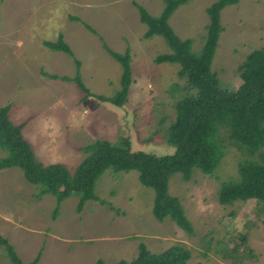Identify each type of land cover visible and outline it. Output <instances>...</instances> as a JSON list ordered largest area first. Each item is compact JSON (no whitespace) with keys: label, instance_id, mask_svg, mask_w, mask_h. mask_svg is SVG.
<instances>
[{"label":"rangeland","instance_id":"1","mask_svg":"<svg viewBox=\"0 0 264 264\" xmlns=\"http://www.w3.org/2000/svg\"><path fill=\"white\" fill-rule=\"evenodd\" d=\"M214 1L190 0L169 18L177 36L193 39L196 52L204 41L206 8ZM135 3L152 15L164 7L163 0H0V106H9L13 123L24 122L22 135L36 161L73 171L87 156L85 146L97 139L116 144L124 137L133 151L173 152L166 142L173 106L193 91L177 76L179 65L155 63L169 47L160 35L144 37ZM220 22L211 69L231 91L240 84L238 65L245 55L264 45V0H237L221 10ZM59 34L73 56L42 44ZM105 44L118 53L129 48L132 83L120 107L98 99L120 90L122 67ZM77 71L88 96L74 79ZM6 154L0 146V157ZM242 158L258 156L225 138V155L213 175L196 167L187 182L180 172L169 175L168 193L181 200L193 235L167 217H154V190L140 184L136 170L106 169L95 185L104 203L91 199L77 212L79 195L59 205L52 195L36 199L40 187L28 183L22 169H2L0 236L25 262L39 254L36 264H93L98 258L117 264L134 257L140 241L152 252L184 245L191 251L189 264H264V205L253 199L218 202L221 183L236 178ZM6 252L0 245V264H12Z\"/></svg>","mask_w":264,"mask_h":264},{"label":"trees","instance_id":"2","mask_svg":"<svg viewBox=\"0 0 264 264\" xmlns=\"http://www.w3.org/2000/svg\"><path fill=\"white\" fill-rule=\"evenodd\" d=\"M163 1L164 7L158 15H152L143 6L135 4L139 10V20L146 26L144 37L160 35L169 47V52L156 55L155 63L179 65L177 76L185 78L188 88L193 91L192 95L180 98L173 106L174 116L166 132V142L173 146V152L156 155L133 151L127 137L116 144L97 139L84 147L87 156L73 171L58 162L43 164L36 161L30 143L22 135L24 122L13 123L9 106H0V146L7 151L5 156L0 157V170L11 167L22 169L26 181L40 187L36 199L52 195L59 205L71 195H79L77 212L88 200L104 203L95 193V185L106 169L136 170L140 184L154 190V217L158 221L167 217L184 232L193 235L194 229L181 200L168 193L167 180L170 174L180 172L182 180L187 182L195 167L206 175H213L225 155V138L238 149L249 154L256 153L258 159L242 158L236 162V178L221 183L218 202L229 205L235 201L253 199L264 205V45L249 51L238 65L239 86L231 91L223 89L211 69V62L223 29L220 12L237 0H215L206 8L208 22L203 45L198 52L192 49L193 39L177 36L169 23L172 12L190 0ZM84 24L98 33L91 25ZM42 44L52 51L73 56L60 34L55 40H44ZM105 49L121 64L120 90L112 97L98 99L120 107L132 83L129 48L124 53H118L105 44ZM75 64L79 68V61L75 60ZM43 75L51 79H67L55 74ZM74 79L88 96L90 93L82 84L78 71ZM0 245L5 246L12 264H36L39 259V254H36L31 261H23L2 236ZM190 258V249L179 243L160 252H152L140 241L136 255L130 260L121 259L117 264H189ZM93 264L106 263L98 258Z\"/></svg>","mask_w":264,"mask_h":264}]
</instances>
